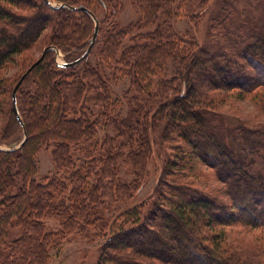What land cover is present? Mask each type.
Here are the masks:
<instances>
[{"label":"trees","instance_id":"16d2710c","mask_svg":"<svg viewBox=\"0 0 264 264\" xmlns=\"http://www.w3.org/2000/svg\"><path fill=\"white\" fill-rule=\"evenodd\" d=\"M132 1L140 15L104 32V58L89 61L99 41L98 20L96 43L84 61L63 67L51 50L28 74L35 91L16 93L28 138L13 150L24 137L13 91L25 73L17 80L3 73L19 59L31 62L28 53L49 30L44 46L65 53L67 63L77 60L90 46L95 23L69 7L108 19L124 0H0V145L12 149L0 150V264H49L75 233L89 238L93 228L108 236L96 264H264V243L244 254L227 239L232 227L264 234V131H249L250 156L218 142L204 116L224 92L264 111V31L248 34L246 22H236L238 0H221L215 9L210 0ZM208 14L215 33L209 46L180 33L177 17L196 23ZM140 25L142 41L134 37L119 50ZM116 71L130 82L125 115L112 90ZM155 144L165 154L163 164L152 193L138 204ZM50 147L54 171L39 178L36 156ZM200 164L213 170L222 188H196L190 177L203 174Z\"/></svg>","mask_w":264,"mask_h":264},{"label":"rangeland","instance_id":"374dc122","mask_svg":"<svg viewBox=\"0 0 264 264\" xmlns=\"http://www.w3.org/2000/svg\"><path fill=\"white\" fill-rule=\"evenodd\" d=\"M238 1L239 8L237 9L239 10V15L236 18V22L241 24V22L245 21L246 29L244 28V31H247L248 34H250L251 31L254 30V28H258V30L260 29L264 31V0H248L249 2L247 0ZM219 4H221V0H210V3L208 5L211 9H215ZM244 4L245 8H242L241 5ZM258 4H260L261 7L257 6ZM102 13H100L98 16V20H100L101 22L99 41L95 46L93 54L89 57L90 64L96 63V61L98 62V58L105 57H101L99 54L101 50L100 47H102L101 41L103 40L104 32L108 31V29L113 28V23H115L119 28H122L134 23L140 15L139 9L135 8L132 0H124L122 9L115 15V17L113 16L107 19L106 17H109L108 14ZM209 14L205 17L203 16L199 20L197 19L196 23H191L186 16L177 17L176 21L180 33H182V35H189L190 33H192V36L196 38V41L198 40L197 43H199V45L209 46L211 44L210 39L215 38L212 37V35H215V33H211L210 30L211 20ZM133 29L134 28L131 29L130 34H128L124 39L121 40V46H118L119 50L125 51V49H127L128 46L131 45L134 37L135 39H138L137 42L142 41V39L140 38V32L142 33L143 31H145V27L143 25H140V29ZM234 32L235 31L232 30V33ZM109 34L110 33H108V35ZM49 36L50 30L45 32L43 41H41L34 49H32L28 53V56H31L30 58H32L31 62L25 64L23 59H19L9 70L5 71L2 76L10 79L15 77L17 80L20 76L26 73L29 65H31V63H33L34 61H37L42 56L44 50L47 48L44 45L48 44ZM48 47L51 46L49 45ZM55 49L52 51H55ZM60 53L61 55L58 56V62H67L66 54L62 51H60ZM168 67V77H170L171 74H173L174 69L171 65ZM112 71L113 67H107L108 75H111ZM116 76L117 80L112 82V90L115 97L120 98L123 101L124 104H122V111L125 115V112L127 111V102L124 93L129 87L130 82L128 77H125V75L121 74L119 71H116ZM31 78L32 77L30 75L28 78L24 79L19 87L20 93L27 90L35 91V87L32 83ZM220 94H222L224 98V100L222 101L223 103H218V105H216V107H213V109L208 112V114H204L207 121L206 124H211V128H216L214 130L215 133H217L218 142L226 144L233 149L235 148L239 153L247 150V153H249L250 156H254L253 154H251L248 136L249 131H264V111L262 107L258 103L248 98L240 100L236 99L234 95H228L225 92ZM4 121L5 117L0 115V135L2 133ZM100 134L104 136L102 130H100ZM2 147L8 149L6 145H2ZM159 147L160 145H154L156 156L148 165L149 179L146 180V188L140 195V200H136L137 203H141L152 193V188L158 178V172L163 164L165 156L163 152H161V154L159 153ZM52 149V147L44 148L36 156V160L40 165L39 178H43L54 171ZM98 150L100 149L95 150L94 154L101 157L103 148L101 151ZM167 153L169 155L173 154L171 149H168ZM82 155L84 157H87L84 155V153H82ZM249 155H247V157ZM84 157L82 160L86 163L88 161V158ZM199 167L203 174L199 177H197L196 175L190 177L192 181H194L197 189L211 193L217 188L223 187V185H221L215 179L212 169L201 164L199 165ZM48 224L53 228H55L57 225L55 222L51 221H48ZM91 230L92 237L89 238L82 236V234L80 235L75 233V235L72 237L73 239L70 242L65 243L62 248L56 250L53 253L52 259L49 264H96L100 256V246L104 243L108 236L104 231H101L98 228H93ZM227 235L229 246H232L240 252H244V254L248 251L252 252V249L259 245V241H261V243H264V234H262L260 231H251L250 229H245L243 227L229 228L227 229Z\"/></svg>","mask_w":264,"mask_h":264},{"label":"water","instance_id":"95a60500","mask_svg":"<svg viewBox=\"0 0 264 264\" xmlns=\"http://www.w3.org/2000/svg\"><path fill=\"white\" fill-rule=\"evenodd\" d=\"M51 6H53L54 8H59V7H62L63 5H58V4H52L50 1H47ZM71 10H82V11H85L86 13H88L91 18L93 19L94 23H95V29H94V33H93V36H92V39H91V42H90V46L89 48L87 49V51L83 54V56H81L80 58H78L77 60L71 62V63H60L58 62V56L60 55V51L58 49H55L54 47H47L42 56L37 60V62L31 67L29 68L26 73L21 77V79L19 80V82L17 83V85L15 86L14 88V91H13V107H14V112H15V115L17 117V119L20 121L22 127L24 128V137H23V140L20 142L19 145H17L16 147L13 148V150H17V149H20L24 146L27 138H28V135H27V132L25 131V126L21 120V117H20V114H19V111H18V108H17V101H16V93H17V90L19 89L20 85L22 84V82L24 81V79L28 76V74L32 71V69L37 66L44 58L45 54L51 50H54L56 51V61L63 67H70V66H75V65H78L80 64L82 61H84V59L90 54V52L92 51L95 43H96V40H97V37H98V34H99V21H98V18L96 17V15L91 12L90 10L84 8V7H80V8H76V7H69ZM0 150H5V151H8V150H12L10 148H3L1 145H0Z\"/></svg>","mask_w":264,"mask_h":264}]
</instances>
